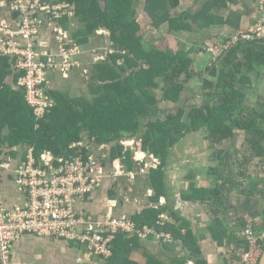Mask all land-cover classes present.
I'll use <instances>...</instances> for the list:
<instances>
[{"label":"trees","instance_id":"16d2710c","mask_svg":"<svg viewBox=\"0 0 264 264\" xmlns=\"http://www.w3.org/2000/svg\"><path fill=\"white\" fill-rule=\"evenodd\" d=\"M52 1L66 3L67 12L72 11L79 17L81 25L72 34L76 44H87L97 35L98 29H106L113 50L91 66L92 81L88 87L93 94L91 99L83 95L69 97L64 91L49 90L55 104L38 119V126L24 91L17 84L19 74L13 72L7 57L0 58V154L6 148L15 155L14 148L24 144L32 146L35 154L44 149L56 155L66 154L69 146L82 140L84 134L95 143H111V161L116 162L120 156L126 169L131 171L138 161L134 159L132 149L123 151L124 138H130L129 143L135 145L138 139L139 149L152 154L158 163L150 166L147 172L153 204L129 217L139 226L148 225L170 233L186 250L185 255L168 263L147 253L145 264H184L188 259L193 264H208L201 256L198 237L189 221L168 203H159L160 198L166 196L165 166L169 149L186 133L203 129L205 140L213 148L212 164L207 171L213 180L208 186L189 182L188 190L181 195L184 200L207 205L212 215L207 223L208 231L218 246L232 252L222 264H234L242 239L237 236V229L228 227L226 216L217 215L220 207L229 202L230 192L237 194L234 213L240 226L245 219L238 212L254 197L258 198L260 230L264 231V96L258 95L248 103L245 95L253 84L252 75L260 79L264 73V38L237 39L223 56L206 66L209 76H202L192 54L204 51L203 48L186 46L171 33L192 30L195 24L199 28L238 27L241 13L232 12L233 16L231 13L224 19L209 12L218 7L220 1L237 0H208L193 14L172 11L178 6V0H147L150 24L155 28L164 22L167 24V32L153 43L144 40L134 0ZM67 12L57 19L65 30L69 27ZM194 77H201L204 99L189 107L185 120V111L181 108L166 112L163 118L148 119L149 114H155L159 109L157 91L160 100L177 103ZM142 119L146 122L142 123ZM225 141L233 145L240 141L246 146L238 156L239 145L235 153L225 146L218 148ZM254 158L259 159L258 167L249 174L248 163ZM235 162H238L236 170L232 166ZM161 213H166L170 220L158 223ZM252 222L255 224L254 220ZM136 238V235L116 234L108 263L124 264L121 254H127L133 248Z\"/></svg>","mask_w":264,"mask_h":264},{"label":"built area","instance_id":"2783aa9c","mask_svg":"<svg viewBox=\"0 0 264 264\" xmlns=\"http://www.w3.org/2000/svg\"><path fill=\"white\" fill-rule=\"evenodd\" d=\"M2 2L8 8L9 16L6 22L0 23V58L7 57L13 72L19 74L17 84L24 91L38 126V119L55 104L49 93L53 89V76L58 73L64 77L80 63L75 56L79 51H74L76 43L72 38L67 42L61 39L64 46L56 37L51 48L43 47L42 43L47 32L56 36L58 26L52 23L67 12V4L52 0ZM257 10L254 23L237 38L206 46L212 62L223 56L239 38H264V0H257ZM69 148L61 155L49 149L35 154L32 146L24 144L14 148L15 155L6 148L0 154V183L6 182L14 190L8 196L0 192V264H11L12 247L24 234L50 236L82 245L94 256L106 259L112 255V241L118 233L152 237L158 242L174 241L170 233L148 225L139 226L129 216L110 212L92 216L77 208L78 204L92 198L93 191L107 174V167H111V144L95 143L84 136ZM116 167V163L112 165L113 173L122 174L123 170H114ZM158 218V223L168 220L166 213H161ZM260 225L259 221L253 224L252 220L245 219L237 232L243 244L235 253L234 264L258 263L264 238Z\"/></svg>","mask_w":264,"mask_h":264},{"label":"crops","instance_id":"0c3cea01","mask_svg":"<svg viewBox=\"0 0 264 264\" xmlns=\"http://www.w3.org/2000/svg\"><path fill=\"white\" fill-rule=\"evenodd\" d=\"M207 1L208 0H200L201 3L196 5L195 0H190L189 4H187V0H178V6L173 8L172 11L177 12L178 14L181 12H189L190 14H193ZM225 2L226 3H221V1L218 2L219 6L213 7L209 12L224 19L229 17L232 12L241 13L238 27L221 25L202 29L193 25L192 30H182L176 33L172 32L173 34H171L175 37H179V39H181V37L185 40L189 39L193 44L197 43L198 46H201L200 44L213 43L214 41L218 43L233 39V32L236 31V33H238L239 31L246 30L254 23L255 17L257 16L256 14H258L257 0ZM0 7L2 6L0 5ZM3 12L4 14L2 16H9V13H5L4 10ZM233 15L234 14L232 13V16ZM196 33H198L197 35L199 39H190L188 37L190 34ZM51 34L52 33L47 32L43 35L44 41L42 43L45 46H41L53 47L55 37ZM192 47L195 48V46ZM58 81L56 74L53 76L51 82L53 88L57 86ZM129 140L130 138H124L125 142H129ZM139 151L142 153V156L137 157L133 154L134 159L138 161V164L136 163L137 165L133 170L129 171L124 167L125 170L122 174L112 175L113 172L110 174V168L107 167V174L103 177L101 186L93 191L92 198L85 203L78 204L76 207L84 210L87 214L92 216H99L105 212H110L113 215L118 216H131L134 213L140 212L145 207L152 205L153 203L150 201V196L152 195L153 190L149 186L147 172L149 167L153 166L154 163H158V161L156 160V162H153L152 154L141 149H139ZM141 157H144L143 161L140 160ZM170 158L171 157L168 154L167 167H171V165H174L175 163V161ZM179 171L180 168L177 165L176 167H171L169 170L165 169L166 196L161 197L159 203H168L172 208L178 211V214L181 217L189 221L190 227L195 231V234L198 237L201 256L207 260L208 264H217L214 249L219 246L217 245V242L213 240L208 231L207 223L202 224L200 221H196L194 216H191L190 210L194 208V205L199 203L183 199L181 194L185 192L186 188L184 187L185 182L182 180V174H179ZM128 187H132L133 189L131 190L133 191L130 195L131 198L130 196L127 198V196L124 195V192ZM0 192L5 196H8L9 194H13L14 190L10 186H7L6 182H3L0 183ZM136 239L137 240L133 243V248L130 249L127 254H125V252L121 254L120 258L123 260L124 264H145L147 253L155 257L157 260L162 261L165 259L167 261H163L167 263L173 258L181 257L186 253V250L183 248L179 239H174L173 242L169 243L158 242L152 237L146 239L138 237ZM11 264L109 263L108 258L94 256L82 245H74L72 242L55 239L50 236L24 234L12 247ZM184 264H193V261L188 259Z\"/></svg>","mask_w":264,"mask_h":264},{"label":"rangeland","instance_id":"374dc122","mask_svg":"<svg viewBox=\"0 0 264 264\" xmlns=\"http://www.w3.org/2000/svg\"><path fill=\"white\" fill-rule=\"evenodd\" d=\"M189 3H190V0H187V4ZM195 3L196 5H199L201 2L200 0H195ZM146 4H147V0H134V5L136 8L135 9L136 18L141 25V30L144 35V40L148 43H153L154 41L157 40V38H160L162 34H165L167 32L166 30L167 24L164 22L157 28L153 27L150 24L151 19L146 10ZM151 4L153 5V3ZM0 5L2 6L0 7V23H4L8 20V18L2 16L4 14L3 10L5 11V13L8 14V8L5 5H3L2 0H0ZM67 14H68L69 27L66 31L60 21L56 20L55 22L52 23V24H56V26H58V29L55 26L52 31L55 32L57 29L56 36L54 33H52L51 35L56 37L57 41L61 43L60 45H63V46L64 44L61 39L64 38L65 42L71 41L72 34L81 25L79 17H75L72 11L67 12ZM243 31L245 30L239 31L238 33H236V31L233 32L232 38H237V35ZM197 34L198 33L190 34L188 37L190 39H199ZM182 39L183 38L181 37L180 40L184 42L186 46H195V48L204 46L202 47L204 51L200 52L198 50L195 52V54L193 53L192 55H194L195 57L196 67L201 70V73L203 72L202 76L204 75L209 76L206 70V66L209 65L212 62V60H211V53L207 50L206 46H209V44L218 45L221 42L217 43L212 39L214 41L213 43L200 44L201 46H198L197 43L193 44V42L189 41V39H186V40L185 39L182 40ZM160 42L163 43L164 41L160 40ZM111 44L112 43L109 39V32L106 29H98L97 35L91 37V39L89 40L87 44L77 43L74 51H79V53L75 54V56L77 59L80 60V63L77 66L76 65L73 66L68 72H66V74H64V77H61L57 73V77L59 80L57 83V86L53 88L51 84V87L54 90L64 91L66 95H68L69 97L76 98V97L83 95V96H86V98L90 100L91 99L90 96L93 95L89 91V88H88L90 81H92V78L90 75L91 66L93 63L98 62L100 60V57L102 56L105 57L107 52H112L113 49H112ZM54 45H56V43H54ZM66 55L67 54L65 53L63 54V57H64L63 59L65 60H66ZM120 61L121 60H119V62ZM252 77H253L252 78L253 84L245 92L248 103H252L258 95L264 96V73L262 74V77L260 79L255 78L254 75H252ZM200 81H201V77L192 78L188 83L187 90H185L182 93V97L177 103L160 100V92L157 91L156 97L159 100L158 101L159 109L155 114H153V112L149 114L148 119L150 118L153 119V117L155 116H160L161 118H163L166 112H169V111L176 112L178 108H181L185 111L184 112L185 114L183 117V119L185 120L189 107L193 104H200L201 101L204 99V97H202V94H201ZM141 122L144 123L146 122V120L142 119ZM84 136L86 135L83 134V137ZM241 137L244 139L243 136ZM139 142L140 141L138 139L136 140V145L135 143L131 144L129 142H126L123 145L124 146L123 151L125 149H132V152H133L132 154L136 155L137 157L142 156V153L139 151V145H140ZM238 145H239V150H240V153H238V156H240L239 154H241L244 151L245 146H246V144H244L243 142L238 141L237 144L233 145L231 144V142L225 141L224 144L219 145L218 148H222L223 146H225L229 148L232 151V153H235L236 151H238V148H237ZM212 150L213 148H211L207 140H205L204 138L203 129H199L198 131H194V132L191 131V132L186 133L182 139L177 141L169 149L170 151L169 155L171 157L170 159L175 161L174 163L175 166L171 165V167H176V165L179 166L180 168L179 174H182V180H184L185 182V185H184V187L186 188L185 191L188 190L189 182H193L196 186H208L212 182L213 180L212 176L207 173L208 169L210 168V165L212 164V158H211ZM141 160L143 161V157H141ZM155 160L157 159L153 157V162H155ZM258 160H259L258 158H254L248 163V173L249 172L253 173L257 170L258 163H259ZM115 163L117 164V167L114 170L116 171L125 170L124 168L125 164L123 160H121V157L119 156L116 162H112L111 167L109 169L110 174L111 172H113L112 165ZM232 166L236 170V168H238V162H235ZM166 167L167 165L165 166L166 170L171 169L170 166H168L167 168ZM112 175H114V173ZM131 190H133L132 187H128L127 190L124 192V195L127 196V198L133 192ZM236 195L237 194L235 191H232L229 193V202L226 205L220 207L219 212H217V215L220 217L226 216L228 227L232 230L237 229L238 231L241 228V226L237 224V215H235L234 213L235 211L234 206L237 203ZM258 201H259L258 198L254 197L248 204L244 205L240 209L238 214H240V216L243 219H246L248 221L254 220V222L259 221L261 223L260 221L261 218L259 217L258 210H257V206H259ZM198 203L199 204L194 205V208L190 210V214L191 216H194L196 221L198 220L200 221V223L206 224L208 223V220L210 219L212 215L210 211H208L206 204H202L200 202ZM167 217H168V220H170L168 215ZM142 239H146V238H142ZM214 252L216 253L217 264L219 263L222 264V260L232 254L231 251L227 250L226 247H223V246L222 247L219 246L218 248H215ZM233 257H234V254H233Z\"/></svg>","mask_w":264,"mask_h":264},{"label":"water","instance_id":"95a60500","mask_svg":"<svg viewBox=\"0 0 264 264\" xmlns=\"http://www.w3.org/2000/svg\"><path fill=\"white\" fill-rule=\"evenodd\" d=\"M257 264H264V238H263V244H262V251H261Z\"/></svg>","mask_w":264,"mask_h":264}]
</instances>
